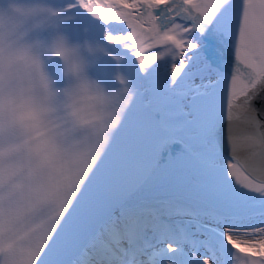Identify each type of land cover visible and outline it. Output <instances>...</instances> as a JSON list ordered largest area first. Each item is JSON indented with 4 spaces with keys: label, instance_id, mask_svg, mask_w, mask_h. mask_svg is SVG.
Returning <instances> with one entry per match:
<instances>
[{
    "label": "snow or ice",
    "instance_id": "obj_1",
    "mask_svg": "<svg viewBox=\"0 0 264 264\" xmlns=\"http://www.w3.org/2000/svg\"><path fill=\"white\" fill-rule=\"evenodd\" d=\"M0 264H264V0H0Z\"/></svg>",
    "mask_w": 264,
    "mask_h": 264
},
{
    "label": "bare ground",
    "instance_id": "obj_2",
    "mask_svg": "<svg viewBox=\"0 0 264 264\" xmlns=\"http://www.w3.org/2000/svg\"><path fill=\"white\" fill-rule=\"evenodd\" d=\"M222 63L227 62L229 54L222 51ZM143 195L154 199L177 197L189 203H198L202 192L197 188L196 177L191 166L176 163L171 168L161 170L157 176L143 189Z\"/></svg>",
    "mask_w": 264,
    "mask_h": 264
}]
</instances>
